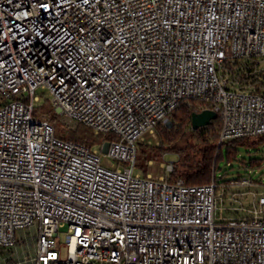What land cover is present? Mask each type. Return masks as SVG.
Here are the masks:
<instances>
[{"label":"built area","instance_id":"1","mask_svg":"<svg viewBox=\"0 0 264 264\" xmlns=\"http://www.w3.org/2000/svg\"><path fill=\"white\" fill-rule=\"evenodd\" d=\"M39 90L115 137H58ZM190 101L218 114L219 143L264 135V0H0V264H264V182L227 218L218 184L171 177L177 161L137 171L138 142ZM30 228L36 254L16 261Z\"/></svg>","mask_w":264,"mask_h":264},{"label":"trees","instance_id":"2","mask_svg":"<svg viewBox=\"0 0 264 264\" xmlns=\"http://www.w3.org/2000/svg\"><path fill=\"white\" fill-rule=\"evenodd\" d=\"M43 107H46V114L50 117L52 124L56 129L58 137L67 141H76L84 143L92 148L101 147L105 142L112 140L115 136L113 134H97L94 130L86 125L80 124L74 128L64 126L61 121V116L56 113L50 101L46 100ZM41 105L35 108V114L38 115L43 108ZM204 108L198 102L190 101L183 102L177 107L173 113V126L167 128L158 126L156 131V140L149 144L146 143L150 149L137 152V161L159 160L167 154L179 155L180 159L177 161L175 170L171 173V177H183L188 184L205 185L212 182L218 184V190L223 191L224 204L230 199L231 182L238 179L228 178L226 174L220 175L222 170L220 163L222 161L231 162L236 159L238 151L241 146L256 147L258 144L264 142V135L256 137H244L241 139H233L219 143V131L221 128V120L219 118L203 128L194 130L192 128V114L200 112ZM225 148V150H224ZM196 151L201 152L202 159L196 161ZM190 159H192L190 161ZM258 164V163H257ZM183 167L187 169L185 172ZM147 173V170L144 171ZM263 174L255 179L251 175V179L257 183L264 182ZM221 199V198H220ZM228 212H232L234 216L238 217L242 214L240 210L232 211L228 208Z\"/></svg>","mask_w":264,"mask_h":264},{"label":"rangeland","instance_id":"3","mask_svg":"<svg viewBox=\"0 0 264 264\" xmlns=\"http://www.w3.org/2000/svg\"><path fill=\"white\" fill-rule=\"evenodd\" d=\"M39 94L41 95V100L37 103L38 106L41 105L42 107L45 105L46 100L50 101V94L46 93L43 94V90H39ZM56 111V110H55ZM47 110L46 107L42 108V111L39 112V116H42L43 114H46ZM57 113V111H56ZM58 114V113H57ZM64 126L67 127H76V126H69L67 123H65L61 119ZM78 126V125H77ZM261 137L256 136V139H260ZM156 139H154L155 141ZM138 152H141L143 150H148V155H150V147L148 148L146 143L144 142H138L137 144ZM225 150V148H224ZM196 158H194L196 161L202 159V154L199 151H196ZM180 159L179 155L176 154H167L165 157H162L159 160H153L154 164L152 166L149 165L145 161H137V171H146L152 172L155 176H158L163 173L162 168L160 167V163L166 164L169 160H175L178 161ZM192 159H190L191 161ZM116 160L114 158H110L108 156H105L103 159L104 165H111V163H115ZM258 163V164H257ZM222 170L219 172L220 175L226 174L228 178L238 179L239 177H243L241 180H239V183H231L230 191L231 194L229 201L224 204L223 198V191L220 193V198L218 200V207H219V213H223L225 217L232 218L234 217V214L232 212H228V208H231L232 211H237L239 208L244 207L245 209L249 207H254L258 201L261 186L255 184V182L251 179L254 177L257 179L258 177L263 174L264 176V142L258 144L256 147H245L241 146L238 154L236 156V159L232 160L231 162L222 161L220 163ZM183 170L186 172L187 169L183 167ZM264 178V177H263ZM247 215V212H243V215ZM24 237L22 240V251L25 252V254H22V256H19V260H24L27 258V251H33L35 246V238H36V231L34 228H30L24 231H21V234ZM26 233V234H25Z\"/></svg>","mask_w":264,"mask_h":264},{"label":"water","instance_id":"4","mask_svg":"<svg viewBox=\"0 0 264 264\" xmlns=\"http://www.w3.org/2000/svg\"><path fill=\"white\" fill-rule=\"evenodd\" d=\"M218 118V114L212 109H204L200 112H194L192 114V128L198 130L200 128L210 125L213 120ZM104 151H107V146L104 148Z\"/></svg>","mask_w":264,"mask_h":264},{"label":"crops","instance_id":"5","mask_svg":"<svg viewBox=\"0 0 264 264\" xmlns=\"http://www.w3.org/2000/svg\"><path fill=\"white\" fill-rule=\"evenodd\" d=\"M26 234V233H25ZM23 237H24V233L23 235L21 234V232L19 233V243H18V246L16 249L13 250V259L16 260V261H20L19 260V256H22V254H25L24 251H22V240H23ZM36 243H37V237L35 238V246H34V249L33 251H27V258H31V257H34V255L36 254ZM9 259L8 257V253L6 251L3 252V255L1 257V260H0V263H6L7 260ZM10 260V259H9ZM22 260V259H21ZM23 261V260H22ZM26 264H31L30 262L26 263Z\"/></svg>","mask_w":264,"mask_h":264}]
</instances>
